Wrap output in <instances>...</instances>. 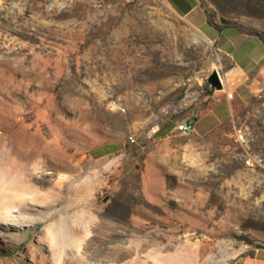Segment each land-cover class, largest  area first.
Here are the masks:
<instances>
[{
	"label": "rangeland",
	"instance_id": "1",
	"mask_svg": "<svg viewBox=\"0 0 264 264\" xmlns=\"http://www.w3.org/2000/svg\"><path fill=\"white\" fill-rule=\"evenodd\" d=\"M198 2L0 0V264H264V79L194 123L234 63L201 6L264 41V0Z\"/></svg>",
	"mask_w": 264,
	"mask_h": 264
},
{
	"label": "crops",
	"instance_id": "2",
	"mask_svg": "<svg viewBox=\"0 0 264 264\" xmlns=\"http://www.w3.org/2000/svg\"><path fill=\"white\" fill-rule=\"evenodd\" d=\"M170 2L183 14L190 13L199 6L197 0H194L190 6H187L183 0H170ZM194 25L201 29L208 39L214 41L219 50L229 55L234 62L227 77L229 83L226 90L230 93L229 96L218 93L223 89L220 91L211 89L210 98L224 99L222 104L194 121L198 129L206 130L205 121L218 125L228 119L232 112L229 99H246L247 95L253 91V82L264 79V41L255 35L240 33L233 28L218 31L208 25L205 19L194 22ZM115 148V146L100 147L94 149L92 154L99 158L113 153Z\"/></svg>",
	"mask_w": 264,
	"mask_h": 264
},
{
	"label": "trees",
	"instance_id": "3",
	"mask_svg": "<svg viewBox=\"0 0 264 264\" xmlns=\"http://www.w3.org/2000/svg\"><path fill=\"white\" fill-rule=\"evenodd\" d=\"M183 2H184L187 6H190V5H192V3L194 2V0H183ZM197 2H198V0H197ZM190 3H191V4H190ZM198 4H199V2H198ZM201 8L203 9V11L205 12V14H206V16H207V23H208V25H210V26L213 27L214 29L220 31V30H221L220 26L214 21V19L210 18V16L208 15L207 11L205 10L206 8H204V7H202V6H201ZM223 24H224V25H223L222 27H224V28H235V29H237L238 31H240L241 33L252 34V35H255V36H258V37H259V35H258L256 32H254L252 29L245 28V27H240V26H235V25H229V23L224 22V21H223ZM259 38H260V37H259ZM195 120H196V119H194V121H195ZM162 128H163V127H160L156 132H157V133H158V132H161Z\"/></svg>",
	"mask_w": 264,
	"mask_h": 264
},
{
	"label": "water",
	"instance_id": "4",
	"mask_svg": "<svg viewBox=\"0 0 264 264\" xmlns=\"http://www.w3.org/2000/svg\"><path fill=\"white\" fill-rule=\"evenodd\" d=\"M207 83L211 89L215 91H220L223 89L222 78L217 70H214L210 73V75L207 77Z\"/></svg>",
	"mask_w": 264,
	"mask_h": 264
},
{
	"label": "built area",
	"instance_id": "5",
	"mask_svg": "<svg viewBox=\"0 0 264 264\" xmlns=\"http://www.w3.org/2000/svg\"><path fill=\"white\" fill-rule=\"evenodd\" d=\"M194 129V123L191 121H184L176 125V130L180 132H191Z\"/></svg>",
	"mask_w": 264,
	"mask_h": 264
},
{
	"label": "bare ground",
	"instance_id": "6",
	"mask_svg": "<svg viewBox=\"0 0 264 264\" xmlns=\"http://www.w3.org/2000/svg\"><path fill=\"white\" fill-rule=\"evenodd\" d=\"M231 97V96H230Z\"/></svg>",
	"mask_w": 264,
	"mask_h": 264
}]
</instances>
